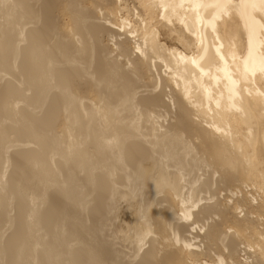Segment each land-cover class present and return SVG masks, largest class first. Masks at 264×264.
<instances>
[{
    "label": "bare ground",
    "instance_id": "6f19581e",
    "mask_svg": "<svg viewBox=\"0 0 264 264\" xmlns=\"http://www.w3.org/2000/svg\"><path fill=\"white\" fill-rule=\"evenodd\" d=\"M0 264H264V0H0Z\"/></svg>",
    "mask_w": 264,
    "mask_h": 264
}]
</instances>
